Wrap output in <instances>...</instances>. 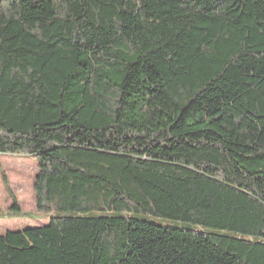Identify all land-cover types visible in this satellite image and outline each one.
<instances>
[{
	"label": "trees",
	"instance_id": "obj_1",
	"mask_svg": "<svg viewBox=\"0 0 264 264\" xmlns=\"http://www.w3.org/2000/svg\"><path fill=\"white\" fill-rule=\"evenodd\" d=\"M0 155V264H264V0H0Z\"/></svg>",
	"mask_w": 264,
	"mask_h": 264
},
{
	"label": "rangeland",
	"instance_id": "obj_2",
	"mask_svg": "<svg viewBox=\"0 0 264 264\" xmlns=\"http://www.w3.org/2000/svg\"><path fill=\"white\" fill-rule=\"evenodd\" d=\"M37 174L38 166L33 158L0 155V235H4L9 230H19L25 226H38L48 223L49 218L37 211L34 193ZM12 196L17 200L22 212L31 213L35 219L13 218L11 214H7L13 204ZM150 220L163 225L173 223L155 218H150Z\"/></svg>",
	"mask_w": 264,
	"mask_h": 264
},
{
	"label": "crops",
	"instance_id": "obj_3",
	"mask_svg": "<svg viewBox=\"0 0 264 264\" xmlns=\"http://www.w3.org/2000/svg\"><path fill=\"white\" fill-rule=\"evenodd\" d=\"M25 227H31V226H25ZM25 227H24V228H25ZM19 230H20V229H19ZM19 230H9V231H19ZM9 231H7V232H9ZM7 232H6V233H7Z\"/></svg>",
	"mask_w": 264,
	"mask_h": 264
},
{
	"label": "water",
	"instance_id": "obj_4",
	"mask_svg": "<svg viewBox=\"0 0 264 264\" xmlns=\"http://www.w3.org/2000/svg\"><path fill=\"white\" fill-rule=\"evenodd\" d=\"M33 227H29V228H27V229H32ZM9 232H14V231H9ZM0 236H2V235H0Z\"/></svg>",
	"mask_w": 264,
	"mask_h": 264
}]
</instances>
